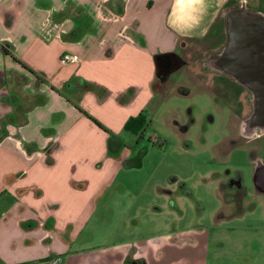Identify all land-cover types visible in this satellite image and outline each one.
<instances>
[{"label":"crops","instance_id":"0c3cea01","mask_svg":"<svg viewBox=\"0 0 264 264\" xmlns=\"http://www.w3.org/2000/svg\"><path fill=\"white\" fill-rule=\"evenodd\" d=\"M228 1L0 0V264L155 261L154 248L119 235L107 205L131 198L111 186L138 167L146 108L171 84L157 55L210 45ZM65 53L80 61L62 64Z\"/></svg>","mask_w":264,"mask_h":264},{"label":"rangeland","instance_id":"374dc122","mask_svg":"<svg viewBox=\"0 0 264 264\" xmlns=\"http://www.w3.org/2000/svg\"><path fill=\"white\" fill-rule=\"evenodd\" d=\"M214 45L200 48L191 42L187 47L194 63L174 72L163 97L158 95L146 108V137L134 142L138 151L144 144L149 148L143 165L122 170L111 186L131 198L125 208L113 201L107 205L113 222L125 228L119 235L154 248L152 264H264V193L254 181L257 162L264 165V135L232 142L238 140L235 126L215 100L217 75L196 66ZM180 126L187 131L179 132ZM121 135L128 144L134 137L126 131ZM149 135L157 142L151 144ZM229 175L240 176L248 191L241 214L224 201L219 187L220 177ZM175 177L187 183L192 197L171 192Z\"/></svg>","mask_w":264,"mask_h":264},{"label":"flooded vegetation","instance_id":"af4514ba","mask_svg":"<svg viewBox=\"0 0 264 264\" xmlns=\"http://www.w3.org/2000/svg\"><path fill=\"white\" fill-rule=\"evenodd\" d=\"M239 6H245L260 15L223 14L219 20V35L213 40L216 44L201 59V71L217 75L215 80L218 82L219 93L216 96L219 98L215 100L227 111L228 122L230 119L235 126L234 136L238 140H233L234 144H239L246 138L264 135V0H229L224 13L228 8ZM183 53L184 56L171 53L159 58L158 76L164 78L163 87H166L174 72L193 60L189 59L186 50ZM179 88L188 92L184 87ZM180 129L179 132L187 131L186 126ZM141 137H146V133ZM148 140L151 144L157 142L152 135L148 136ZM146 145L144 144L142 149H146ZM120 151L121 149L116 154L118 155ZM139 151L131 156L134 162H137ZM259 164L262 163L258 161L256 168ZM256 168L254 173L256 188L264 193V168L257 170ZM170 184L173 194L184 196L186 199L192 197L193 192L183 179L175 177ZM219 187L223 192L224 201L233 211L241 214L248 191L240 176L220 177ZM171 200L174 208L177 210L181 208L173 196ZM219 213L224 214L225 208ZM130 263L145 264L144 260H130Z\"/></svg>","mask_w":264,"mask_h":264},{"label":"water","instance_id":"95a60500","mask_svg":"<svg viewBox=\"0 0 264 264\" xmlns=\"http://www.w3.org/2000/svg\"><path fill=\"white\" fill-rule=\"evenodd\" d=\"M225 15H229V16H234V15H238V14H246L249 16H257L260 15V13H256L250 9H248L245 6H239V7H235V8H228L226 10V12L224 13ZM122 139L120 137L114 136L110 139V151L112 153H116L118 152L121 147H122ZM149 148L147 147L146 149H141V151L138 152V156H137V164H135L136 166L140 167L143 165V159L146 155V153L148 152ZM258 168H264L263 164H259L256 168V170Z\"/></svg>","mask_w":264,"mask_h":264},{"label":"built area","instance_id":"2783aa9c","mask_svg":"<svg viewBox=\"0 0 264 264\" xmlns=\"http://www.w3.org/2000/svg\"><path fill=\"white\" fill-rule=\"evenodd\" d=\"M80 61V56L75 53H65L61 56L60 62L62 64L75 63ZM63 257L61 255L52 256L40 261L29 262L26 264H62Z\"/></svg>","mask_w":264,"mask_h":264},{"label":"trees","instance_id":"16d2710c","mask_svg":"<svg viewBox=\"0 0 264 264\" xmlns=\"http://www.w3.org/2000/svg\"><path fill=\"white\" fill-rule=\"evenodd\" d=\"M89 117H90V116H89ZM90 118L93 119V121H95V123H96L99 127L103 128V129H106V128L104 127V125H103L99 120L95 119V118L92 117V116H91ZM143 121H144V119H143V115H142V114H139L138 116H136V117H132V118H130V119L127 121V123H126V128H130V127H132L134 123H139V125L141 126L142 123H143ZM129 263H130V260H126V264H129Z\"/></svg>","mask_w":264,"mask_h":264}]
</instances>
